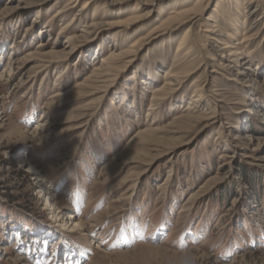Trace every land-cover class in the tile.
I'll list each match as a JSON object with an SVG mask.
<instances>
[{"label": "rangeland", "instance_id": "obj_1", "mask_svg": "<svg viewBox=\"0 0 264 264\" xmlns=\"http://www.w3.org/2000/svg\"><path fill=\"white\" fill-rule=\"evenodd\" d=\"M197 1L97 0L77 17L57 14L69 0H0V264H264V117L254 115L264 116V17L239 30L252 38L231 73L201 62L195 77L210 108H194L190 78L149 110L164 74L184 63L177 49L188 30L191 67L213 53L200 23L215 19L233 32L224 0H205L204 18L194 25L169 20ZM258 5L263 13L264 0ZM95 10L110 23L134 11L149 15L123 33L107 27L68 50ZM166 20L167 35L146 38L161 33ZM136 42L139 50L120 62L124 71L114 72L100 102L99 94L82 92L54 104L93 75L111 44L120 51ZM33 51H62L65 61L37 70L36 61L24 60ZM68 111L73 122L62 124ZM186 115L197 119L178 121ZM150 129L163 130L145 146L156 156L151 165H144L151 158L122 160L135 135ZM47 193L62 214L46 206ZM65 213L84 226L70 231Z\"/></svg>", "mask_w": 264, "mask_h": 264}, {"label": "bare ground", "instance_id": "obj_2", "mask_svg": "<svg viewBox=\"0 0 264 264\" xmlns=\"http://www.w3.org/2000/svg\"><path fill=\"white\" fill-rule=\"evenodd\" d=\"M41 1H46V0H41ZM96 1L97 0H69V2L61 10H59L57 14L65 13L66 11H73L75 13V16L79 17L82 14H84L87 11V9L91 7V5ZM127 1H130V0H104L103 5L114 6V5H118L119 3H125ZM149 1L150 0H136V2L141 3V5H148ZM204 2L205 0H198L193 7L186 6V7H183L182 9L172 11L171 14L173 15V17H170L169 20L174 22L176 19H179L177 22L179 23L182 22L180 25L186 24V23H191V25H194L202 21V18H204L202 16V11H203L202 4ZM260 2L262 4L263 0H224L223 1V4L225 6H227L228 4V7H227L228 12L224 14V18L226 20L227 25H229L231 29L233 30L232 33H226L224 30H222V28L220 27V25L215 19L211 20V23L204 25V26L202 25L203 23H200L201 27H204L203 30L201 31L203 33L201 37L203 36V38L207 40V42H210L213 53H211V55L209 56L207 54L205 55L203 54L202 56L203 58H201L198 65L197 66L195 65L193 67L188 66L190 63L188 60L191 59V57L195 55L193 46L189 45L190 44L189 43L190 30H188L186 34L181 38L180 44L177 49L178 51L177 61L179 63L180 61L184 60L183 61L184 63L182 64L180 69H177L178 70L177 72L174 71L173 73H170V74H164V79L166 82L164 83V85H162V87H159L153 93V98L149 105V110L150 111L154 110V107L156 106V104H159V101L162 99V96L164 97L170 94V92L168 91H171L172 86L177 87L181 85L183 82L189 80L190 78H194L192 82V84L194 85L193 93H194V96L196 97L195 101L197 102L194 104V108L203 109V110L210 108L208 102L202 100L201 94H202L203 86L201 88L200 86L201 80L199 79V77H195L196 72L200 70L201 65H203L201 64V62L204 60H205L206 66L210 65L208 63V60H212L211 63H213V65L218 68H221L227 71L229 70V72L232 69H234L231 64L239 63V59H241L240 57L241 50H242L241 45L245 44L247 41H249L252 38V35L246 36L244 35V32L242 33L241 36L238 35V33H240L239 30L243 29L242 27L247 25V23H249L250 25L252 24V26H254L264 17V15L262 16L264 12L258 13V10H257V6H259L258 3ZM254 3H256V5L252 6V4ZM97 11L98 10L94 11L93 15L90 18L91 20L84 21L82 30L79 33L73 35L71 38H69V40L66 42L65 47L68 50H72V47H73L72 45L75 41H78L81 39L82 40L88 39V37H91V36H94L93 37L94 39L96 37L102 36V33H104L107 27L109 28L116 27L118 29L117 30L118 32L123 33L124 31H126L127 26H129L132 23H136V22L143 23L149 15L148 13L138 14L136 11H134L131 14V16L128 17L126 20L110 23L107 21L106 22L103 21V19L101 20L97 19L96 18L98 17ZM238 15L240 16L241 20H239V18L237 17ZM166 22L167 20L165 21V23H162V25L160 26L162 27L161 30L159 29L161 33H159L158 31L154 33L149 32L146 38L150 37L152 41V40L163 38L165 35H167L168 33L165 31L167 28ZM66 27L68 26L66 25L63 29H65ZM238 27L240 28L238 29ZM199 38L200 37L198 38L196 37L197 42ZM138 43L139 42L133 43L129 47H127L125 50H120V51L114 50L115 45L113 46L111 44V48L113 49V51H111V53L105 56V59L101 60L102 62L101 65L92 68L93 75H91L87 80L80 83L74 89L69 90L61 94L60 96L56 97L55 99L57 101L54 102V104L65 102L70 97H72L73 94H81L82 92H84V97L86 98H90V97H93L99 94L100 96L95 98L94 100H96V103L100 102L105 97L106 91L108 87H110V82L112 83V81H114L112 78V75L114 74V72L117 71V74H118L124 71L123 69L125 66L120 65V62L124 58L128 57L131 53H134L135 51L139 50V47L137 48ZM216 44L217 45L219 44L220 47L216 46ZM44 45L45 43H40L37 49L44 50L42 49ZM63 55L64 54H62V51H46L44 53L39 52V51H33V52H29L25 56L24 60L25 61L26 60L36 61L35 69L37 70H40V69L51 70L52 68L54 69L57 68L58 66L61 65L60 63L65 61L63 59L64 58ZM117 62L119 63V65ZM212 93L217 95V93H214V91H212ZM217 101H223V100L218 99ZM216 107H220V106L216 104ZM71 111L63 113L61 115L62 116L61 118H63V121H61L62 124H68V123L73 122L72 118L74 117V115H73V112ZM254 113H255L254 115L257 116L258 118L264 117L262 114L258 112H254ZM196 119H197L196 116L186 115V116L179 118L178 121L181 122L183 120H187L189 122H192V121H195ZM186 128H187L186 126L185 127L182 126V127H179L178 129L176 128L177 130H172L171 133H176V134L181 133L185 131ZM71 129H75V128H71ZM161 131L163 130L161 129L141 130V132H139V134H136L135 137L132 139V142L128 145L129 147L126 150H124L119 156L124 161L126 159H138V160L143 161L147 158L154 157L155 155H151L150 153H145L144 149H147V147L145 146L150 143L152 136H155V134ZM155 138H158V137H155ZM153 141H156V140H153ZM153 146H157V145L153 144ZM160 146L158 147L160 148ZM158 147L155 149L152 148L153 151L158 153L159 152ZM153 160L154 158H151V160L145 161L144 165H148V166L151 165V162ZM137 177L139 176L137 175ZM51 195H52L51 193H47L46 206H49V207L53 206L54 207L53 212L54 213L58 212V214L56 215L58 216L60 213L62 214V211L60 210L61 206L60 207L58 206L60 204L59 202L55 203L56 201L53 200V197H52L53 195L52 196ZM65 214L67 217L66 219H69L70 221H72V224H73V227L70 231L73 232L76 230H80L84 226V224L80 223L79 220L74 217V215H70L69 213H65ZM53 216L54 215H52L51 219H53Z\"/></svg>", "mask_w": 264, "mask_h": 264}]
</instances>
